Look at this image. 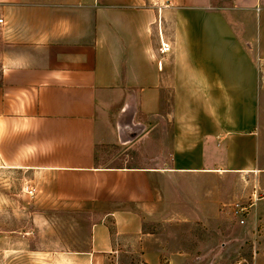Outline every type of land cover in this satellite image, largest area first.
I'll return each instance as SVG.
<instances>
[{
  "label": "crops",
  "instance_id": "0c3cea01",
  "mask_svg": "<svg viewBox=\"0 0 264 264\" xmlns=\"http://www.w3.org/2000/svg\"><path fill=\"white\" fill-rule=\"evenodd\" d=\"M164 8L157 26L155 10L136 0H0L1 170L28 176L19 196L34 204L100 214L89 264L121 243L160 264L166 249L146 241L143 224L169 211L184 219L188 207L209 221L241 203L253 219L264 213L254 211L264 200V0ZM128 101L144 129L168 104L163 166L96 165L98 145L119 143ZM5 186L2 208L11 200Z\"/></svg>",
  "mask_w": 264,
  "mask_h": 264
},
{
  "label": "rangeland",
  "instance_id": "374dc122",
  "mask_svg": "<svg viewBox=\"0 0 264 264\" xmlns=\"http://www.w3.org/2000/svg\"><path fill=\"white\" fill-rule=\"evenodd\" d=\"M167 3L168 0H136L137 5L155 10L157 26L161 15L162 22L166 21L163 17L167 14L164 8ZM129 103L132 101L127 104L130 108ZM122 105H115L110 114H115ZM169 113V106L165 104L157 117L144 123L143 132L130 143H117L118 136L114 133L115 144L98 145L96 165L159 167L168 163ZM260 115L264 127L263 100ZM262 142L264 146V137ZM1 169L0 192L7 184L11 200L3 208L0 203V264H89L84 253L92 238V225L98 222L100 214L88 208L75 210L62 205L50 206L53 209L48 205L34 204L32 198L19 196L21 192L26 194L22 187L28 176L5 173ZM13 195L20 198H13ZM263 208L264 200L254 211L259 209L262 212ZM221 210L224 215L209 221L198 215L190 217L192 209L188 207L184 219L169 211L165 216L144 220L143 230L149 234L146 241L151 240L152 245H163L166 249L164 262L160 264H252L255 256L260 259L259 264H264V213L256 214L253 219L247 212L241 218L243 224H239V219L230 215L229 206H222ZM109 231L113 233L110 225ZM117 247L120 248L116 254L99 255L98 264H145L140 255L129 251L124 243Z\"/></svg>",
  "mask_w": 264,
  "mask_h": 264
},
{
  "label": "water",
  "instance_id": "95a60500",
  "mask_svg": "<svg viewBox=\"0 0 264 264\" xmlns=\"http://www.w3.org/2000/svg\"><path fill=\"white\" fill-rule=\"evenodd\" d=\"M143 125L132 123V109L126 107L117 124V136L119 144H126L134 141L143 132Z\"/></svg>",
  "mask_w": 264,
  "mask_h": 264
},
{
  "label": "built area",
  "instance_id": "2783aa9c",
  "mask_svg": "<svg viewBox=\"0 0 264 264\" xmlns=\"http://www.w3.org/2000/svg\"><path fill=\"white\" fill-rule=\"evenodd\" d=\"M4 25H5V19L2 15V13L0 12V28H2ZM169 52H170V46L167 43H161L160 42L159 53L162 55H165ZM27 193L31 194L32 191L28 190ZM263 197H264V193H263ZM229 208H230V215L233 218L239 219V221H238L239 224H243V220L241 218H243V216H245L247 214L248 207L246 205L241 204V203H234V204L230 205Z\"/></svg>",
  "mask_w": 264,
  "mask_h": 264
}]
</instances>
